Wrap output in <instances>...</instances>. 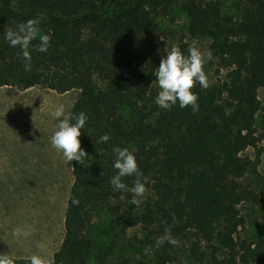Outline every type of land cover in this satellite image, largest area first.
I'll use <instances>...</instances> for the list:
<instances>
[{
    "label": "trees",
    "instance_id": "16d2710c",
    "mask_svg": "<svg viewBox=\"0 0 264 264\" xmlns=\"http://www.w3.org/2000/svg\"><path fill=\"white\" fill-rule=\"evenodd\" d=\"M239 1L244 8L234 19L214 0H0V86L77 89L70 113L87 116L79 139L89 157L70 161L63 236L45 264H107L109 249L97 248L87 234L90 209L102 205L120 233L145 228L151 264H181L177 251L197 264H264V233L254 241L236 237L243 225L238 206L258 201L240 182L251 163L241 152L261 139L255 115L264 86V0ZM175 8L185 14L191 37L209 40L216 73L225 70L206 89L194 84L195 113L178 104L161 109L149 95L167 53L158 18ZM32 18L50 42L44 53L31 51L39 40L31 42L25 71L19 47H10L4 33ZM178 47L183 52L184 44ZM102 134L109 140L97 143ZM113 146L136 157L151 194L139 206L109 183ZM135 179L122 178L128 187ZM166 234L177 243L157 245ZM114 264L133 263L121 257Z\"/></svg>",
    "mask_w": 264,
    "mask_h": 264
},
{
    "label": "rangeland",
    "instance_id": "374dc122",
    "mask_svg": "<svg viewBox=\"0 0 264 264\" xmlns=\"http://www.w3.org/2000/svg\"><path fill=\"white\" fill-rule=\"evenodd\" d=\"M214 1L218 2L222 14L232 16L234 19L240 17L244 8V4L239 0ZM158 24L166 51L173 45L184 44L183 52L187 54L193 41L201 51H209L207 38L191 37L188 34L187 18L180 9L175 8L165 16L159 17ZM204 70L209 84L224 79L225 70L216 73L214 57L204 65ZM158 91L155 79L150 85L149 95H157ZM78 93L77 89L56 93L39 85L29 90L0 89V133L8 132L12 127L19 129L23 122L27 132L31 133V158L33 160L40 156L43 158L47 150L48 162L52 161L54 149L50 145V137L58 121L50 113L60 105H63L65 111L70 113ZM257 97L260 106L255 115V128L261 139L256 149L247 148L241 152V155L247 157L251 163L240 182L249 185L258 194V201L255 203L243 202L238 206L243 225L238 228L236 234L237 238L249 241L256 240L264 233V86L257 90ZM3 113L9 115L4 116ZM6 120L8 124L4 125ZM17 138L19 139L18 136ZM55 157L60 160V164L47 168V179L43 175L42 182H40L38 175L37 183L29 184L32 186V191L25 193L26 202L23 200V195L27 184L16 183V192L7 193L3 186L5 183H0V212L10 210L11 219L9 222L14 221L15 228H18L19 224L22 225V228H26L28 226L27 219L29 223H32L35 220L34 211L39 218L41 217L42 228L47 221L48 244L47 249H42L41 254L46 262H51L52 253L59 247L63 236V216L72 181L70 162L67 163L62 154L57 151ZM29 169L39 171L41 167L31 166ZM150 198L151 194L145 191L144 196L137 199H142V203H144ZM145 232V228L135 226L120 233L112 217L108 214L106 206H95L90 209L87 234L97 248L109 249L107 264H114L121 257H128L133 264H151L153 257L142 243ZM176 254L179 256L181 264H197L179 251Z\"/></svg>",
    "mask_w": 264,
    "mask_h": 264
},
{
    "label": "clouds",
    "instance_id": "9594fccd",
    "mask_svg": "<svg viewBox=\"0 0 264 264\" xmlns=\"http://www.w3.org/2000/svg\"><path fill=\"white\" fill-rule=\"evenodd\" d=\"M39 23L38 19H28L20 23L16 30H8L4 33V39L10 47H19L25 71H29L31 68V51L44 53L49 46L50 34L42 33L38 27ZM36 39L39 40V43L30 51L29 45ZM211 59V52L201 51L195 41L189 46L187 54L182 52L178 46H171L166 55L161 58L155 71L156 86L159 91L154 98V103L164 110H169L178 104L181 109L190 106L193 113L198 111L197 95L192 91V88L194 84H199L202 89L209 86L204 65ZM50 115L58 121L50 137L51 147L61 153L67 163L75 160L82 164V161L89 157L85 149L81 147L79 139L87 116L83 112L72 115L65 111L63 105L58 106ZM109 138L108 134H102L96 142L106 143ZM112 152L114 156L112 167L116 172L110 177L109 183L113 191L131 193L129 203L139 206L142 199L137 198L144 196L145 185L140 179L142 172L138 168L136 157L127 147L113 146ZM126 176L136 177L131 187H128L122 180ZM72 204H78V200L73 199ZM11 234L14 238L28 237L32 234V229L14 228ZM165 241L172 245L177 243L175 238L166 234L159 238L156 244L161 245ZM36 247L40 248V244L37 243ZM0 264H16V261L11 256L0 255ZM29 264H45V260L42 255L33 254Z\"/></svg>",
    "mask_w": 264,
    "mask_h": 264
},
{
    "label": "crops",
    "instance_id": "0c3cea01",
    "mask_svg": "<svg viewBox=\"0 0 264 264\" xmlns=\"http://www.w3.org/2000/svg\"><path fill=\"white\" fill-rule=\"evenodd\" d=\"M34 87L35 86H32L24 90L34 89ZM0 89L15 88L12 86H0ZM46 90L54 91L51 89ZM46 102L47 101L45 100V103ZM3 115L8 116L9 114L3 113ZM7 120L4 121V125L8 124ZM9 127L11 128V126ZM31 139V133L27 132L23 122L19 129L12 127L8 132L0 133V183L6 184V186L5 184H3V186L7 193L10 191L16 192V183L27 184V188H25L26 190L23 195V200L25 202V193L32 191V186L29 184L37 183L38 175L40 177V182H42L41 177L43 175H45L47 179V168L49 166H58L60 164V160L55 157V149L52 161H49L51 163L48 162L49 158L47 150L45 151V156L43 158L39 155V158L33 160L31 158L32 156H30ZM14 142H16V144H14ZM31 166H40L41 170L31 171V169H29ZM24 201L23 203L25 204ZM34 216L35 220H33L32 223H29L27 219L28 226L26 228H22L21 224L18 225V229L22 230L31 228L32 234L28 237L14 238L11 233L16 225L14 221L12 223L9 222L11 219L10 210H2V212H0V255H8L13 258H30L33 254L41 255L42 249H47V221L44 228H42L41 217L39 218L35 211ZM37 243L40 244V248L36 247Z\"/></svg>",
    "mask_w": 264,
    "mask_h": 264
}]
</instances>
